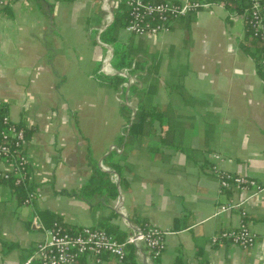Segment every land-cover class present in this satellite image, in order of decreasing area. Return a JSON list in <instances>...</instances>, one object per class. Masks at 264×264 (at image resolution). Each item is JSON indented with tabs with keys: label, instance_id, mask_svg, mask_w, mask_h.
Returning a JSON list of instances; mask_svg holds the SVG:
<instances>
[{
	"label": "crops",
	"instance_id": "1",
	"mask_svg": "<svg viewBox=\"0 0 264 264\" xmlns=\"http://www.w3.org/2000/svg\"><path fill=\"white\" fill-rule=\"evenodd\" d=\"M108 1L9 0L0 10V102L27 131L35 194L31 205L21 201L0 162V264H38L37 247L57 220L120 242L149 226L165 232L158 260L131 246L130 264H264V72L242 49L244 14L223 0H152L209 8L155 36L125 26L113 45L101 39L119 7ZM117 45L138 69L117 70ZM109 62L112 76L101 72ZM125 70L135 83L126 78L116 90L108 80ZM139 105L157 113L130 136ZM94 168L105 177L87 189ZM218 172L256 186L222 191ZM232 203L241 206L220 210ZM242 222L254 248L213 245ZM104 264L118 262L107 255Z\"/></svg>",
	"mask_w": 264,
	"mask_h": 264
},
{
	"label": "built area",
	"instance_id": "2",
	"mask_svg": "<svg viewBox=\"0 0 264 264\" xmlns=\"http://www.w3.org/2000/svg\"><path fill=\"white\" fill-rule=\"evenodd\" d=\"M249 8L245 10L246 25L252 35L264 47V1L247 0ZM9 0H0V10L8 5ZM129 22L126 29L137 36L158 35L168 32L173 22L197 13L202 8H209L208 4L188 1L184 4L170 2H153L152 0H127ZM109 10V8H107ZM264 69V56L261 61ZM107 63L102 74L112 76ZM128 73L129 71H121ZM120 76L129 79L127 74ZM130 81V79H129ZM27 131L19 123L4 112L0 102V162L7 166L3 178L12 180L15 186L28 190L30 187V165L28 159ZM221 190H228L243 185L256 186V183L240 176H233L218 172ZM261 189V187H258ZM35 194L28 190L24 203L31 205ZM241 204H231L220 208L223 212L237 209ZM38 220L36 221L37 224ZM38 227L43 228L38 222ZM46 240L39 243L36 252L38 264H81L88 259L89 264H104V257H114L118 264H125L130 246L139 248L144 245L151 253V258H159L165 248V232L156 226H149L136 232L126 241L119 242L104 230L84 227L76 232L70 231L64 225L55 222L46 229ZM222 240L230 241L243 250H250L256 245V235L246 222H242L236 229L215 235L213 245Z\"/></svg>",
	"mask_w": 264,
	"mask_h": 264
},
{
	"label": "trees",
	"instance_id": "3",
	"mask_svg": "<svg viewBox=\"0 0 264 264\" xmlns=\"http://www.w3.org/2000/svg\"><path fill=\"white\" fill-rule=\"evenodd\" d=\"M223 1H225L227 8L231 12H238L239 14H244L245 10L248 9L250 6L247 0H223ZM118 2H119V7L114 12L115 13L114 23L110 26V28H108L104 33H102L101 39L107 44H113V45L116 44L118 40L119 30L125 27L129 22L128 9L126 8V0H118ZM246 28H247V34H246L244 41L242 42V45H241L242 49L247 54L251 55L254 59H256V61L259 63L260 69L264 72V69L261 63L263 56H264V47H262L261 43L253 37L252 31L249 29L247 25H246ZM134 61L135 59H130V55H126L125 51L124 50L121 51V49L117 45L116 62H115V67L117 68V70L131 68L132 65L134 64ZM134 65H135V69H138L137 62ZM108 83L114 85L116 90H120L122 86L125 83H127V79L125 77L117 76V77H113L112 79L108 80ZM137 90H138V87L136 86H134L131 89L132 92H136ZM121 113H122V117L124 118V120L129 123L130 112L126 106L121 107ZM156 113L157 111L155 110H151L150 112H147L144 110L143 106L139 105V109L137 111V120L131 127L130 136L137 134V132H139L145 127L144 125H142V123L145 122V120H148V118H152V116H149V114L155 115ZM104 177L105 176L102 173H100L97 170V168H94V175H93L92 181L88 184L87 189H92V190L94 188L98 189ZM6 183H8L12 187L13 192L18 195L21 201H24L27 198L28 194L24 188L15 186L12 180L6 181ZM107 186L113 188L112 185L110 184ZM116 194H117V191H116ZM57 222L64 225L62 222L58 220ZM122 239L119 238L120 241H123ZM128 259L129 257H127V261L125 262V264H130L128 262Z\"/></svg>",
	"mask_w": 264,
	"mask_h": 264
},
{
	"label": "water",
	"instance_id": "4",
	"mask_svg": "<svg viewBox=\"0 0 264 264\" xmlns=\"http://www.w3.org/2000/svg\"><path fill=\"white\" fill-rule=\"evenodd\" d=\"M110 1V0H109ZM109 1H108V3H109ZM108 3H106V4H108ZM108 16L112 19V22L110 23V25H108L107 27H105L104 28V30H107L113 23H114V21H115V16H114V14L113 13H108ZM109 48V47H108ZM112 50V49H111ZM114 61V58H113V60H112V62ZM110 63L109 62V64H108V68H110V67H112V64L113 63ZM121 74H127V76L129 77V79H130V87L129 88H131L132 87V85H134V83H135V81H134V78L130 75V74H128V73H124V72H119V73H117V75H121ZM129 91V90H128ZM134 118H136V115H134ZM119 186H120V184H119ZM118 186V187H119ZM119 214H121L122 215V213H119ZM148 264V263H147Z\"/></svg>",
	"mask_w": 264,
	"mask_h": 264
},
{
	"label": "rangeland",
	"instance_id": "5",
	"mask_svg": "<svg viewBox=\"0 0 264 264\" xmlns=\"http://www.w3.org/2000/svg\"><path fill=\"white\" fill-rule=\"evenodd\" d=\"M113 10H114V7L111 8V11H112V12H113Z\"/></svg>",
	"mask_w": 264,
	"mask_h": 264
}]
</instances>
